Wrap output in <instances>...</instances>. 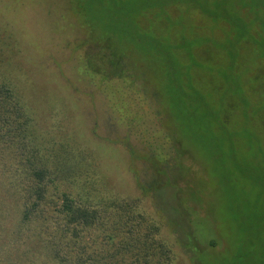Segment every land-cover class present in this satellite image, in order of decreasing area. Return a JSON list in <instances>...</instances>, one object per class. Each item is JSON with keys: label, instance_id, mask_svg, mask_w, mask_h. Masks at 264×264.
Here are the masks:
<instances>
[{"label": "trees", "instance_id": "trees-1", "mask_svg": "<svg viewBox=\"0 0 264 264\" xmlns=\"http://www.w3.org/2000/svg\"><path fill=\"white\" fill-rule=\"evenodd\" d=\"M67 7L85 29L76 48H85L83 69L141 89L154 120L182 124L178 136H164L169 154L150 148L168 178L155 205L179 223L175 242L141 199L114 191L96 154L65 136L43 137L4 67L10 44L0 40V264H182L181 246L193 264H264V217L247 184L251 158L237 156L264 154V0H68ZM140 63L145 74L136 71ZM136 116L130 126L140 124ZM155 124L147 133H157ZM185 160L199 173L178 187L190 172ZM215 191L236 232L216 218ZM161 192L171 197L166 206Z\"/></svg>", "mask_w": 264, "mask_h": 264}, {"label": "rangeland", "instance_id": "rangeland-1", "mask_svg": "<svg viewBox=\"0 0 264 264\" xmlns=\"http://www.w3.org/2000/svg\"><path fill=\"white\" fill-rule=\"evenodd\" d=\"M39 3L0 0V40L10 44L9 51L3 50V64L14 84L24 90L27 103L38 118L39 132L46 139L68 137L76 146L96 154L99 168L111 180L114 191L124 197L141 199L147 214L164 222L163 237L173 242L172 232L179 223L171 224L170 216L155 205L157 190L168 183V178L150 148L158 145L161 154H169L170 144L164 136L168 135V139L178 136L182 124L173 116L172 121L170 115L161 121L154 120L153 100L150 97L147 101L141 89L119 81L104 82L88 74L80 63L85 48L76 49L85 29L80 27L77 17L68 12V0H41ZM186 21L187 18L181 22ZM136 71L145 74V66L140 63ZM151 78L155 79L150 76L149 80ZM167 99L165 95L166 102ZM135 114L140 124L135 126L133 121L130 126L129 121ZM154 122L159 132L147 133L146 129L154 126ZM185 136L189 140L188 132ZM128 145L134 149L133 154L128 152ZM237 156L251 158V178L247 183L251 192L249 200L258 201L260 215L264 217V154L252 156L239 152ZM184 162L190 166V172L188 179H178V187H190L191 177L199 173L196 164H190L189 160ZM214 173L212 170V185L216 187ZM204 174L205 181L210 182ZM215 194L216 218L231 219L224 224L236 232L228 203L217 196V191ZM162 198L164 205H168L171 197L161 192L159 199ZM173 211L171 208V214ZM186 216L183 213L181 222L185 227L188 225ZM244 216L246 211L242 212L240 220ZM178 251L182 264H193L185 247H178Z\"/></svg>", "mask_w": 264, "mask_h": 264}]
</instances>
